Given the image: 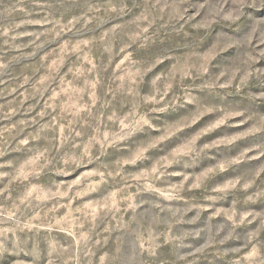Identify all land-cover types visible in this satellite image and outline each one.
I'll list each match as a JSON object with an SVG mask.
<instances>
[{
  "label": "clouds",
  "instance_id": "obj_1",
  "mask_svg": "<svg viewBox=\"0 0 264 264\" xmlns=\"http://www.w3.org/2000/svg\"><path fill=\"white\" fill-rule=\"evenodd\" d=\"M0 264H264V0H0Z\"/></svg>",
  "mask_w": 264,
  "mask_h": 264
}]
</instances>
